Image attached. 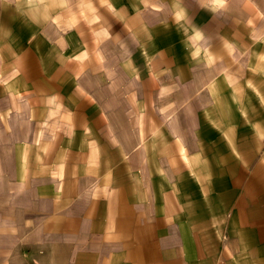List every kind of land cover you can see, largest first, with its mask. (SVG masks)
<instances>
[{
  "label": "crops",
  "instance_id": "crops-1",
  "mask_svg": "<svg viewBox=\"0 0 264 264\" xmlns=\"http://www.w3.org/2000/svg\"><path fill=\"white\" fill-rule=\"evenodd\" d=\"M0 264H264V0H0Z\"/></svg>",
  "mask_w": 264,
  "mask_h": 264
},
{
  "label": "rangeland",
  "instance_id": "rangeland-1",
  "mask_svg": "<svg viewBox=\"0 0 264 264\" xmlns=\"http://www.w3.org/2000/svg\"><path fill=\"white\" fill-rule=\"evenodd\" d=\"M7 195H8V199H7V202H12V200H14L16 197H18V196H14V193L13 192H7ZM9 203V204H10ZM13 205H15V203H13ZM20 225V224H19Z\"/></svg>",
  "mask_w": 264,
  "mask_h": 264
}]
</instances>
